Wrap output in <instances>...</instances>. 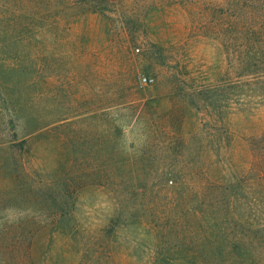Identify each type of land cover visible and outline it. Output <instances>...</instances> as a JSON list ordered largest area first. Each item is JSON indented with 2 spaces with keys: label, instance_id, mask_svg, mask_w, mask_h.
<instances>
[{
  "label": "rangeland",
  "instance_id": "374dc122",
  "mask_svg": "<svg viewBox=\"0 0 264 264\" xmlns=\"http://www.w3.org/2000/svg\"><path fill=\"white\" fill-rule=\"evenodd\" d=\"M195 2L0 0V229L39 230L41 264L83 263V242L68 233L100 230L118 264L212 261L207 247L159 246L153 226L133 221L166 210L171 169L192 187L199 166L216 167L223 185H252L248 143L264 132L253 44L264 41V0H230L228 54L215 22L203 29L191 14ZM124 166L137 167L134 179ZM59 214L68 219L55 222ZM26 216L35 222L12 225ZM253 248L264 264V242Z\"/></svg>",
  "mask_w": 264,
  "mask_h": 264
},
{
  "label": "trees",
  "instance_id": "16d2710c",
  "mask_svg": "<svg viewBox=\"0 0 264 264\" xmlns=\"http://www.w3.org/2000/svg\"><path fill=\"white\" fill-rule=\"evenodd\" d=\"M199 2L191 5L193 10L191 14H197L205 21L202 26L203 29H208L210 26L213 28V21L215 22L214 26L219 28V33L224 39L223 47L226 54H228L226 33L229 31V21H232L230 0H199ZM259 2L260 0H255V3L258 4ZM244 29L245 25L240 21L239 34L241 39L244 38ZM253 44L259 57H255V62L257 68L260 69V73L264 64L260 59V48L264 45V41L255 40ZM242 45L243 43H241ZM248 144L251 148L252 157L249 153L248 155L250 156L249 163L252 167L251 176L253 177L249 189L242 188V183L237 179H234L228 185L219 183L217 181L218 177H216V167L214 166H199V168L190 169L193 182L197 184L193 187L182 181V174L185 175L186 171L171 169L166 172V175L175 176L177 181L174 179L166 180L167 191L171 196V199H168L166 210L164 212L151 210L154 217H148V219L144 215L136 217L133 219L134 224L148 225L149 223L153 226L158 232L159 246L193 244L199 248H209L208 251H210L212 261H209L208 264H256L260 262L258 256L250 253L248 249L254 251L253 247L255 245L264 242V220L261 217L263 213L260 212L259 214L254 210V207H258L256 202H260V200L252 194L255 191L254 187H257L264 196V132L260 135L252 133ZM2 147H6V145L3 144ZM12 147L14 145L9 144L8 148ZM136 168L124 166L123 168L120 167L118 172H123V178L134 179ZM113 172L110 170L107 179L113 176ZM193 174L197 176L196 179ZM169 181L174 186L169 187ZM142 187L144 186H137L136 188L141 190ZM140 190L131 192L123 189V192L139 195L142 192ZM19 192L20 188L13 193L11 199H9L11 201L8 200L9 204L16 202ZM120 205L122 206L121 209L125 210L127 208L123 204ZM143 208L145 213L148 212L146 207H141L137 209L138 213L144 212ZM64 216L67 215H61L55 222H58L59 219H68ZM20 219L21 221L18 224L12 225L21 227L35 222L29 220L27 216ZM70 221L66 222L70 224ZM0 222L6 224L2 219H0ZM38 231L34 232L32 229L11 226L9 229H0V264H41L40 260L32 253V246ZM67 236L75 244L83 242L81 246L85 251V257L81 264H118L114 259L112 260L113 252L110 245L114 241L106 239L107 232L103 230L94 232L90 235V238L86 233L72 232L68 233ZM86 237L88 238L86 242L81 241ZM196 258L204 257L198 254ZM237 260H241V262H234Z\"/></svg>",
  "mask_w": 264,
  "mask_h": 264
},
{
  "label": "built area",
  "instance_id": "2783aa9c",
  "mask_svg": "<svg viewBox=\"0 0 264 264\" xmlns=\"http://www.w3.org/2000/svg\"><path fill=\"white\" fill-rule=\"evenodd\" d=\"M144 82H145V83H147V82H148V80H147V79H144Z\"/></svg>",
  "mask_w": 264,
  "mask_h": 264
}]
</instances>
